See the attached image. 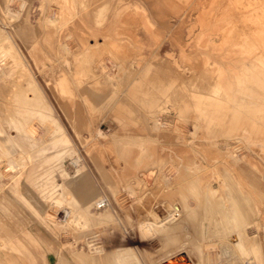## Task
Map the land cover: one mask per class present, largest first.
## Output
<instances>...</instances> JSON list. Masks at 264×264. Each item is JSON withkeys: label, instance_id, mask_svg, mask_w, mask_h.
<instances>
[{"label": "rangeland", "instance_id": "374dc122", "mask_svg": "<svg viewBox=\"0 0 264 264\" xmlns=\"http://www.w3.org/2000/svg\"><path fill=\"white\" fill-rule=\"evenodd\" d=\"M59 3L62 8L69 9V1L62 0ZM0 4L2 6L0 11V69H2L0 71V122H3L7 116L13 117L15 113L10 112V110L15 109L16 105H21V96L16 94L17 90L21 89L23 82L27 84L24 83L31 94L36 93L35 76H37L46 101L51 107L52 115L63 129V134L68 141L67 146L75 151L73 154L76 155L75 157L70 159L67 154L62 160L66 173L73 177L76 168L83 167L98 187L99 193L96 197H101L106 201L101 208H91V212L94 213L93 218L99 223L96 231L102 233L103 237H110L112 243L120 241L127 243L128 247L133 248L136 254L142 257L140 254L142 244L128 223L125 222L120 229L117 225H115L114 230L104 229L109 220L102 213L106 211L114 214L118 204L115 197L126 192V188H120L114 181L115 172L128 174V169L132 168L130 165L134 166V163L129 160L126 162L127 165L118 161L116 159L118 156L115 155L108 143L125 137H151L152 139L158 137L157 134L150 133V129H148L151 125L153 112H148L133 102L130 108L132 113L129 114V126L126 127L122 124L121 128L119 127L113 116V108L115 103L125 99L127 84L125 81L120 82L118 78L121 76H142L141 73H144L145 69L147 72L144 76H147L148 81L157 76L163 84L172 81L176 76H183V79H190V76L193 79L194 76H198L194 83L197 88L193 91L202 92L207 85L202 76H210L204 65L205 55L210 56L211 62H219L225 67L228 63L222 58L220 52L222 54L223 52L227 53V49L232 64H236L238 58L236 52L241 50L245 54L250 50L255 52L261 50L264 60V38L253 41V38H256L257 30L264 32V6L262 5L264 0H74V10L77 14L72 23H70L71 19L68 16L61 15V12L57 13L58 5L54 0L49 2L44 0H0ZM135 4L144 8V16L150 19L153 25L150 29L141 23V14L134 12L132 6ZM125 6H129V9L122 11L119 19L121 24L111 25L114 14ZM254 12L256 16L247 15ZM50 15L53 16L50 18L52 21L49 20V24L52 26L45 27L43 25L44 19ZM77 20L85 22L95 36H91L89 33L82 36L79 28L74 24ZM114 32H118L119 37L128 38L126 40L130 41V44L122 41L120 47L116 49H111L105 45V36ZM83 37L87 47L90 44L97 45L98 42H103V46L99 50L93 51L92 49L85 57L81 56L79 54L83 50ZM204 39L210 40L211 47L204 46ZM10 40L14 42L15 49L9 50L14 57L9 64H12L11 62L16 63L13 70H18L20 64L17 63L24 64L34 82L33 85L29 84V81L26 80L28 71L21 66L18 72L19 76L15 77V83L12 82L14 84V88L11 89L13 93L11 90L7 92L2 89V85L10 82L5 76H1L2 72L5 73L4 69L7 66V52L4 45L9 44ZM222 47L224 49L220 51L219 49ZM66 60L68 63L65 64L63 61ZM246 62L249 63V59ZM100 64L102 68H100ZM64 72L70 76L74 86L73 95L64 92L62 94L56 91L52 92L51 86L44 81V78L47 79L46 76H62ZM108 76L112 78L113 82H108ZM128 80L130 81L131 78ZM113 89L117 91L116 97L112 95ZM187 98V95L175 93L168 103L165 102L166 105H163L171 111L170 114H167V123L173 127L178 122L179 127L184 132L183 137L189 139L187 135H189L188 131L190 130L191 114H185L184 118H180L175 110V107H180L181 102L187 101ZM111 99L113 100L110 101ZM35 100L36 98L31 97V104H36ZM158 121L159 123L162 122V120ZM158 121L153 120L154 124ZM50 125L52 124L50 123ZM3 127L5 132L10 133L6 126ZM51 129L53 127L48 124H44L43 127L35 124L27 129V133L32 131L34 138L43 137L45 147L50 149L52 146ZM99 130L106 135L105 138L97 135ZM215 131L217 133L215 135L219 136L221 142L227 140L228 136L222 133L223 130L217 128ZM172 136L173 138L179 137L178 135ZM232 147H234V143L228 145L226 151L229 153ZM140 151L143 152L144 149L141 148ZM53 153L54 150L51 149L47 155ZM245 153L239 156L241 157L240 162L245 158ZM251 153L253 160L259 159L264 164V160L258 156L257 151H251ZM12 159L6 158L0 161L1 178L8 176L6 162L9 163V165L7 164L9 170L17 169L13 165ZM75 162L78 163V167L80 165L79 168L74 165ZM101 163L110 169V174H112L106 177L108 182L112 184L110 193L107 189L102 190L99 187L104 183L96 165ZM147 163L144 162L143 164L146 165ZM212 169V166L210 168L204 167L199 162V167L191 168L197 174L199 173L198 178H196L197 176L189 177V181L186 180L185 182L184 176L173 175L178 172L171 165L167 175L170 179H177L176 185L173 183L175 180L167 183L172 184L171 187H167L168 189L164 188L162 182L153 185V179L148 180V187L146 188L140 179V176L145 173H151L152 178L154 177L156 180L160 179L161 170H151L144 173V169H141L138 171L139 175L131 176V182L124 183V186L131 184V188L138 192L137 195L141 196L151 193L153 188V193L143 204L139 205L140 212L136 216H139L137 218L140 219V222L136 226V232L142 236L146 235L144 230L148 229L149 226L155 228L154 233L150 232L149 235L147 233L146 238L148 240L145 239L147 242L150 239H156L160 242L158 245H164L165 248L162 246L159 250L152 252L148 246L147 259L151 258V262L149 263L142 257V264H160L165 261V258H169V254L185 256L186 264H245L251 258L255 264L262 263V257L258 254L259 250L256 246L262 244L263 247L264 244L259 238L261 233H258V237L254 231V228L258 232L261 230V210L248 194L242 192L239 186L233 188L232 196L241 207L236 210V213L240 215V220L242 217L244 220L246 217L248 219L243 222L249 227L245 234L240 228L241 223L237 225L236 219L231 217L235 211L231 202V192L224 195L218 189L213 193L206 194L207 190L215 184V178L203 174L212 172ZM54 180L55 183L61 182L57 173L54 175ZM195 180L202 182L201 193L203 192L204 199L208 197L204 201L205 205L204 202L201 204L203 198L199 201L196 195L190 196L191 191L190 195L188 194L187 188L193 186ZM219 180L225 182L224 178L219 179L217 177L216 182L218 183ZM72 181L70 180L69 185L66 186L65 196L68 201L71 200L70 190L74 186ZM1 183L4 187L0 190V236L3 234L19 236L24 239V242L27 241L25 244L27 264H55L61 257L68 261L65 264H76L69 256L68 251L72 248L71 245L79 251L88 252L83 240L79 239V233L89 232L91 225L95 224L90 214L87 213L88 216L85 217L90 218L89 220L85 218L77 220V210L58 204L61 215H57V223L68 228L53 233L39 221L37 216L42 215L47 208L50 209L51 203L43 201L37 191L28 188L26 185L12 189V180L1 179ZM184 183L188 185L185 188ZM195 197H197L196 200H194ZM195 201H198V207ZM190 208H195L194 212H188L192 211V209L189 210ZM195 211L201 212L200 216ZM184 212L192 216L189 215L188 218H185ZM204 212L207 219L202 215ZM256 213H259L258 216H254ZM226 215L231 218L224 219ZM47 217L50 221L55 222L53 214L47 215ZM200 217L203 218V221L200 220ZM254 217L258 218L259 223L254 224L252 222ZM215 218L217 221L219 220L220 224L214 223ZM78 221H81L83 228L77 224ZM89 221L87 228H84V224ZM231 222L237 226L234 231L241 238L239 245L235 247L227 244L228 242L224 239L226 237L224 235H227L224 234L226 229L221 227ZM103 223L105 224L102 225ZM159 223L166 225L163 226ZM2 229L4 230L2 231ZM26 229L32 233L40 246H34L22 234ZM165 231H168L167 238L165 236L167 233L163 234ZM151 233L152 235H150ZM159 235L165 237L160 238ZM221 236H224L223 239ZM225 248H228V253L224 252ZM200 257L203 261L199 259ZM50 258L53 259V262L49 261ZM198 260L202 262L199 263Z\"/></svg>", "mask_w": 264, "mask_h": 264}, {"label": "crops", "instance_id": "0c3cea01", "mask_svg": "<svg viewBox=\"0 0 264 264\" xmlns=\"http://www.w3.org/2000/svg\"><path fill=\"white\" fill-rule=\"evenodd\" d=\"M44 1L49 2L53 0ZM54 1L58 5L57 13L61 12V15L68 16L71 19L70 23H72L77 14L76 10H74V0H67L70 2L69 9L61 7L59 2L62 0ZM262 5L264 6V4ZM132 8L135 13L141 14V23L143 26L150 29L153 25L150 19L144 16V8L137 4L133 5ZM1 9L2 6L0 4V11ZM127 9H129V6H125L123 9L118 10L114 14V20L111 25L121 24L119 20L121 13L123 10ZM247 15L256 16L255 12L252 14L248 13ZM50 18H53V16L50 15L44 19L43 25L45 27L52 26L49 24V20L52 21ZM24 22L26 23V21ZM251 22L253 21L251 20ZM74 24L79 28L82 36L88 33L91 36H95L94 32L86 26L85 22L77 20ZM108 34L105 36V45H108L111 49L120 47V42L122 41L130 44V41L126 40L128 38L119 37L120 34L118 32ZM255 37L256 38H253L254 42L258 39L261 40V38H264V32L257 30V35ZM84 40L85 38L83 37V50L79 54L84 57L89 54L92 49L93 51L99 50L103 46V42H98L97 45L90 44V46L87 47L85 46ZM204 42V46L211 47L210 40L204 39ZM13 43L14 42L10 40L9 44L7 43L4 45V49L7 52V66L4 69V76L9 81L19 76L18 71L21 66L25 68L24 64L19 62L17 64H20V66L17 71V69L13 70V66L16 63L11 62L12 64H9L10 60L13 61L14 59L11 55L12 53L9 51L10 49H15ZM223 49L224 47L219 50L221 51ZM228 51L227 49V53L223 52V54L220 52L222 58L228 63L226 67L219 62H211L209 55L204 56V65L210 76H202V79L207 82L206 88L202 92L193 91L197 88L194 83L198 76H194L193 79L191 76L190 79H183V76H176L172 81L163 84L157 76L154 77L153 80L148 81L147 76H144L147 72L145 69L144 73H141L142 76L119 77L118 80L120 82L125 81L127 84L125 99L122 102L115 103L113 108V116L119 124V127L122 124L126 127L129 126V114L132 113L130 108L133 102L148 112H153L151 125L148 129H150V133H153V135L157 134L158 137L155 139L151 137H125L112 140L108 144L113 149L115 155L118 156L116 157L118 161L124 164L129 160L134 163L135 167L130 165L132 168L127 171L128 176L139 175L138 171L141 169H144V173L151 170H161L162 165L170 164L173 166L174 170L178 172L173 174L174 176L185 175L184 177H187L191 175L190 172L193 171L189 168H194L196 165L199 167V162H201L204 167L210 168L212 166V172L204 173L203 175L215 178L213 187L216 190L219 189L220 193H224L225 195L227 192H231V202L236 210L241 207L238 201L234 200L232 196L235 186H239L243 193L248 194L256 206L261 210V230L258 232L254 228V231L256 232L255 235L258 237V233H261L259 238L262 239L264 244V202H262L264 199V164L261 163L259 159L253 160L251 153V151H257L258 156L264 160V87L260 85L262 83L264 85L263 54L261 50L256 52L250 50L246 52V56L244 51H238L236 52L238 56L236 66V64H232V59H229ZM17 58L20 59L19 56H17ZM248 59L249 63L246 62ZM63 62L65 64L68 63L67 60ZM100 68H102L101 64ZM28 75L30 76L29 71ZM35 78L37 82L36 93L31 94L25 87L26 83L23 82L21 89H18L16 94L17 96H21V105H16L15 109L13 108L10 110V112L15 113L13 117L7 116L3 122H0V161L6 158H13V165L17 167L14 171L11 169L9 170V167H7L9 163L6 162V173H8V176L0 177V183L1 179L12 180V189H16L21 185H26L28 188L30 187L34 189V191H37L43 201L51 203L50 209L47 208L42 215L37 216L41 223L55 233L57 230H66V228H68L67 226L63 227L60 223H57V215L60 213V205L58 204L75 210L81 207L93 217L94 213L91 212V208H95L93 201L99 191L98 187L91 180L90 174L79 165L80 168H76L73 177L79 176L78 179L81 178L82 183L80 186L81 189H88L89 191L87 192L85 190L83 199H81L80 203L76 200L72 202L66 200L63 185L68 186L70 177L72 176L66 173L62 160L67 154L70 156V159L75 157L76 155H73L75 151L67 146L68 141L63 134V129L52 115L51 107L46 101L44 91L37 76H35ZM46 78L47 79L44 78V81L51 86L50 90L52 92L56 91L59 94L63 92L70 93V95L74 94V86L70 80V76H67L65 72L62 76H46ZM107 78L108 82H113L111 77L108 76ZM130 78L131 80L129 81L128 79ZM112 91V95L116 97L117 91L115 89ZM175 93L184 94L188 97L187 101L181 102L180 107H175V110L178 112L180 118H184L185 114H191L190 129H193V132H190L191 130L188 131V134L190 132V134L187 135L189 139L183 137L184 132H182L178 122L172 127L170 126L171 124L166 121V118H168L167 114H170L169 112L171 111L164 105L168 103ZM31 97H34V99L36 98V104H31ZM112 100L113 99L110 101ZM182 104L184 105L182 106ZM153 120H164L166 122L165 129L157 128ZM50 123L52 125H50ZM35 124L42 127L44 124H48L53 127L50 132L52 141L50 149L45 147L43 137L34 138L27 133V129ZM3 126H6V128L10 130V133H7V131L5 132ZM217 128L221 129V131L223 130L222 133L228 136L226 141L221 142L219 136L215 135L217 134L215 131ZM172 135H178L179 137H175V139ZM235 141H242L247 149L245 158L239 163H236L231 158V154L226 151L227 146ZM141 148L144 149L143 152L140 151ZM51 149L54 150V153L48 156L47 152L51 151ZM143 162L148 163L145 165ZM190 163L193 164L192 167ZM96 166L104 183L99 186L101 187L100 189H107L109 191L108 193H110L112 184L106 179L111 173L110 169H107L103 163L97 164ZM55 173L60 176L61 182L55 183ZM217 176L224 178L225 182L223 183L219 180L217 183ZM2 187H4V185L1 183L0 190ZM78 190L79 188L77 186L71 187L70 192L75 194ZM22 199L24 200L23 197ZM51 214H53L55 222L50 221L47 217V215ZM125 222L132 227V230L142 244L140 254L150 263L151 258L149 257L150 259H147L146 253L148 251V243L146 244L147 241H144V238L136 232V226L139 224L140 219H116L115 222H106L105 226L107 227H102H105L104 229L107 230H114L115 225H117L120 229ZM252 222L254 224L259 223L258 218L254 217ZM98 224L99 223L95 220V224L91 225L89 232L85 234L79 233V239L83 240L88 252L79 251L71 245L72 248L68 251L69 256L76 264H142V257L138 256L133 248L127 245L125 246L127 243H123V241H121L122 243H112L110 237H103L102 233L96 231ZM104 224L105 223L102 225ZM110 225L111 227H109ZM3 230L4 229H2V231ZM22 234L29 239L31 244L40 246L29 230H24ZM25 244H27V241L24 242V239L19 236H7V234L0 236V263L27 264ZM95 248L98 250L96 249V251H94ZM126 250L128 252H125ZM149 256H151V254H149ZM66 262L68 261L61 257L55 264H65ZM261 264H264V249Z\"/></svg>", "mask_w": 264, "mask_h": 264}, {"label": "bare ground", "instance_id": "6f19581e", "mask_svg": "<svg viewBox=\"0 0 264 264\" xmlns=\"http://www.w3.org/2000/svg\"><path fill=\"white\" fill-rule=\"evenodd\" d=\"M15 15V14H14ZM25 23V22H24ZM23 23V24H24ZM28 27V26H27ZM4 53V52H3ZM2 54V53H1ZM127 60V59H126ZM0 71H2V69H0ZM18 71V70H17ZM19 72V71H18ZM133 73V72H132ZM16 74V73H15ZM128 74V73H127ZM4 76V73L2 72V74H1V76ZM27 79L26 80H28L29 81V84L30 85H33L34 84V82H33V80H32V77L31 76H27L26 77ZM15 81H16V79L15 78H13L12 80H10L9 82L10 83H7L6 82V84L5 85H2V89L4 90V91H7V92H9V90H11V89H13L14 88V84H12V82H14L15 83ZM164 81V80H163ZM181 84V83H180ZM260 85H262L263 86V83L262 84H260ZM190 86V85H189ZM3 91V92H4ZM6 93V92H5ZM12 93H13V91H12ZM3 97V96H2ZM189 105V104H188ZM199 117V116H198ZM156 121V120H155ZM158 121V120H157ZM157 127H159V129H165V127H166V122L164 121V120H162V122L161 123H159V121L155 124ZM175 125V124H174ZM171 126V125H170ZM197 127V126H196ZM167 129V128H166ZM195 129V128H194ZM156 130V129H155ZM169 130V129H168ZM191 130V129H190ZM193 130V129H192ZM190 131V132H193V131ZM29 132V135L31 136V137H33L34 136V133L31 131H28ZM190 132H189V134H190ZM195 133V132H194ZM192 134V133H191ZM97 135L98 136H103V138H105L104 136H106L104 133H102L100 130L97 132ZM234 143V147H232L231 148V151L229 152L230 154H231V158L236 162V163H238V162H240V158L241 157H239V156H241L242 154H244L247 150H246V146H245V144L242 142V141H235V142H233ZM254 149V148H253ZM229 155V154H228ZM144 160V159H143ZM163 161V160H162ZM196 161V160H195ZM144 163V162H143ZM196 163V162H195ZM198 163V162H197ZM74 165L76 166V167H78V163H74ZM188 165V164H187ZM190 165H191V167L193 166V164L192 163H190ZM74 166V167H75ZM170 164H164V165H162L161 166V173H160V175H159V178L160 179H155L154 177L152 178V174L151 173H145V174H142V176H140V179L143 181V184L146 186V188L148 187V180H152L153 179V185L154 184H156V183H160V182H162L164 185V188H167V187H171L172 186V184H167L168 182H170V181H173V180H175V182H173V183H175L174 185H176V179H170L169 177H168V173H167V171L169 170V168H170ZM197 166V165H196ZM195 166V167H196ZM194 167V168H195ZM191 169V168H190ZM198 169V168H197ZM199 170V169H198ZM197 170V171H198ZM185 171V170H184ZM183 171V172H184ZM191 171V170H190ZM116 173V175H114V177H115V179H114V181L117 183V186H119L120 188H123L124 187V189L126 188V192L124 193V194H122V195H119V196H117V197H115L116 198V202L118 203L117 204V209L116 210H114V214L113 213H108V212H106V211H104V213H102L103 214V216L107 219V220H109V222H112V221H115L116 219H124V218H135V216H136V214H139V212H140V210H139V205L142 203L143 204V202L144 201H146L147 199H148V197L153 193V188L151 189V193H147V195L145 194V195H143V196H141V195H137V193L138 192H135L136 190H134L133 188H131V184H126L127 186H124V183L126 182V183H129V181H130V179H131V176H128L127 174H121V173H118V172H115ZM185 174V173H184ZM190 174L191 175H188L187 177H185L186 179H185V182H186V180H188V178L190 177V178H194L193 176H197V175H199V173L197 174V172H195V171H191L190 172ZM185 176V175H184ZM78 177L79 176H75V177H70V180H73L72 181V183H74V186L73 187H78L79 188V190L77 191V193H75V194H73V193H71V200L70 201H73V200H76V201H78V203H80V201H81V199H83V195H84V192H85V190L88 192L89 190L88 189H81V185H82V183H81V178L80 179H78ZM218 177V176H217ZM196 178H198V176L196 177ZM219 179H221L220 177H219ZM112 180V179H111ZM189 181V180H188ZM187 181V182H188ZM131 182V181H130ZM193 182V181H192ZM142 183V182H141ZM190 183V182H189ZM188 183V184H189ZM143 184H142V186H143ZM201 184H202V182L201 181H199V180H195L194 181V183H193V186H190V188H187L188 190H189V192H188V190H187V192H188V194L189 193H191L192 192V194L190 195V196H193V194L194 195H196L197 197H198V199L197 200H199V201H201V198H203L202 200L203 201H201V204L204 202V201H206L207 200V198L206 199H204L205 197H204V194H203V192L201 193V188H200V186H201ZM152 185V186H153ZM165 185H166V187H165ZM186 186H188L186 183H184V188L186 187ZM209 186H211V185H209ZM134 187V186H133ZM63 189H64V195L66 194V186H64L63 185ZM168 189V188H167ZM208 189V188H207ZM147 190V189H146ZM215 190L216 189H214V187H211V188H209L208 190H207V192H206V194H210V193H213V192H215ZM186 191V190H185ZM191 191V192H190ZM205 192V191H204ZM187 194V195H188ZM58 195V194H57ZM56 195V196H57ZM136 195V196H135ZM188 195V196H189ZM211 195H213V194H211ZM197 197H195V199L194 198H192V199H194V200H196V198ZM69 201V202H70ZM106 201L104 200V199H102L101 197L99 198V197H96L95 199H94V201H93V204H94V206L96 207V208H101V206L105 203ZM196 202V201H195ZM198 202V201H197ZM196 202V206L199 204V203H197ZM204 205L206 204L205 202L203 203ZM204 205L202 206L203 208H204ZM63 207V206H62ZM198 207V206H197ZM206 207V206H205ZM144 208H146V207H144ZM187 209L186 210H188V207H186ZM196 208V207H195ZM195 208H190L189 210H191L192 209V211H188V212H194L193 210L195 209ZM202 208V209H203ZM207 209V208H206ZM143 210V209H142ZM198 210H200V211H202L201 209H198ZM204 211V210H203ZM59 212V211H58ZM186 212V211H185ZM184 212V213H185ZM195 212H198L199 214H197V215H199L200 216V213L201 212H199V211H195ZM207 212V211H206ZM237 211H236V209H235V211L232 213V218H234V219H236V223H237V225H239V223H241L240 225V228L242 229V231L246 234V231H247V229L249 228L247 225H244L243 224V222L246 220H248L247 219V217H246V219L244 220V217H242L241 218V220H240V218H239V216L240 215H237L238 213H236ZM208 213V212H207ZM207 213H206V215H207ZM209 214V213H208ZM210 214H212V213H210ZM258 214L259 213H256V214H254V216H258ZM59 215H61V214H58V216ZM86 215H87V212H86V210H84V209H82L81 207L79 208V209H77V220H80L81 218H85L86 217ZM187 214L185 213V218H188L189 217V215L190 214H188L187 216H186ZM194 215H195V213H194ZM202 215H203V217H205L204 215H205V212H204V214L202 213ZM88 216V215H87ZM192 215H190V217H191ZM209 216H211V215H209ZM137 217H139L138 215L136 216V218ZM194 217V216H193ZM217 217V216H216ZM227 215L224 217V219H227ZM230 216L228 217V218H231ZM93 217H91V219H92ZM206 219H207V217H205ZM204 218V220H206ZM85 219H87V220H89L90 218H85ZM138 219V218H137ZM197 219V218H196ZM219 219V218H218ZM190 220V219H189ZM199 220V219H198ZM200 220H202L203 221V218H201L200 217ZM93 221L95 222V219H93ZM231 221V220H230ZM102 222V221H101ZM193 222H194V219H193ZM196 222V221H195ZM90 223V221L89 222H86L85 224H84V228H87V225ZM200 223V222H199ZM214 223L215 224H220V222H219V220L217 221V219L215 218V220H214ZM77 224L81 227V228H83V226H81V221L79 222H77ZM160 224V223H159ZM163 226L164 225H166L165 223L163 224V223H161ZM160 224V225H161ZM212 225V224H211ZM217 226V225H216ZM162 227V226H161ZM221 227H224L225 229H226V233L224 232V234H227V235H224V236H226V237H224V236H221L222 237V239H223V237H224V239H226L225 241L226 242H228L227 244H229L230 246H232V247H235V246H237V245H239V243H240V241H241V238L237 235V233L234 231V229H236V227L237 226H234L233 224H232V222L231 223H226L224 226H221ZM167 228V227H166ZM155 228H153V227H148V229H146V230H144V234H146V235H142V238H144V241L147 239L146 237L149 235V233L150 232H153V230H154ZM161 229H163V228H161ZM160 229V231H163V230H161ZM207 229V228H206ZM167 230V229H166ZM215 230V229H214ZM228 230V231H227ZM221 232V231H220ZM147 233H148V235H147ZM154 233V232H153ZM160 233H162V232H160ZM167 233V234H166ZM163 234H166L165 236H166V238H167V236H168V231H165V233H163ZM219 234V233H218ZM221 234V233H220ZM223 234V233H222ZM150 235H152V233L150 234ZM95 236V235H94ZM160 236V235H159ZM164 236V237H165ZM151 237V236H150ZM162 237H163V235H162ZM161 236H160V238H162ZM163 237V238H164ZM220 237V238H221ZM234 237V238H233ZM88 238V237H87ZM146 238V239H145ZM254 238V237H253ZM253 238H251V240L253 239ZM148 240V239H147ZM146 240V241H147ZM168 240V239H167ZM254 240V239H253ZM169 241V240H168ZM89 242V241H88ZM92 242V241H91ZM121 242V241H120ZM204 242V240L202 241V243ZM207 242H209V241H207ZM122 243V242H121ZM120 243V244H121ZM124 243V242H123ZM148 243V246H149V248H150V250L153 252V250H159L162 246H164V245H161V246H159L158 244L160 243V242H158L156 239H150L148 242H146V244ZM173 243V242H172ZM88 245V244H87ZM165 245H166V243H165ZM168 245H169V243H168ZM202 245V244H201ZM124 246V245H123ZM125 246H126V244H125ZM198 246H200V245H198ZM167 247V246H166ZM169 247V246H168ZM248 247V246H247ZM257 249L259 250V252H258V254L262 257V253H263V247H262V244L261 245H258L257 244ZM119 248V247H118ZM128 248V247H127ZM164 248H165V246H164ZM200 248V247H199ZM201 248H202V246H201ZM91 249H92V247H91ZM96 249L97 248H95V250L94 251H96ZM129 249H131V248H129ZM93 250V249H92ZM98 250V249H97ZM103 250V249H102ZM132 250V249H131ZM99 251H100V249H99ZM115 251H116V249H115ZM199 251H202V249H199ZM199 251H198V253H199ZM102 252H104V251H102ZM125 252H128L127 250L125 251ZM124 252V253H125ZM130 252V251H129ZM224 252H227L228 253V248H225L224 249ZM94 253V252H93ZM99 253V252H98ZM176 253V252H175ZM92 254V253H91ZM95 254V253H94ZM183 254V253H182ZM123 255V254H122ZM133 255V254H132ZM198 255V254H197ZM164 256V255H163ZM129 257H131V256H129ZM197 257V256H196ZM136 258V257H135ZM191 258V257H190ZM188 259V258H187ZM198 259V258H197ZM199 259H201L202 260V257H200ZM126 260V259H125ZM134 260V259H133ZM190 260V259H189ZM225 260V259H224ZM262 260V259H261ZM124 261V260H123ZM203 261V260H202ZM202 261H200L199 262V260H198V262L199 263H201ZM126 262V261H125ZM128 262V261H127ZM190 262V261H189ZM249 262H252V263H254V261H252V258H251V260H249V261H247L245 264H247V263H249ZM187 263V260H186V258L184 257V256H182V255H175V254H172V255H170L169 254V258L167 257V258H165V261H163V262H161L160 264H186ZM127 264V263H126ZM203 264V263H202Z\"/></svg>", "mask_w": 264, "mask_h": 264}, {"label": "water", "instance_id": "95a60500", "mask_svg": "<svg viewBox=\"0 0 264 264\" xmlns=\"http://www.w3.org/2000/svg\"><path fill=\"white\" fill-rule=\"evenodd\" d=\"M49 261H50V262H53V259H52V258H50V259H49Z\"/></svg>", "mask_w": 264, "mask_h": 264}, {"label": "built area", "instance_id": "2783aa9c", "mask_svg": "<svg viewBox=\"0 0 264 264\" xmlns=\"http://www.w3.org/2000/svg\"><path fill=\"white\" fill-rule=\"evenodd\" d=\"M247 264H255V263L249 262V263H247Z\"/></svg>", "mask_w": 264, "mask_h": 264}]
</instances>
